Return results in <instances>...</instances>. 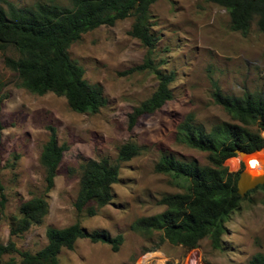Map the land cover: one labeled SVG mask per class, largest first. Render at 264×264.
I'll list each match as a JSON object with an SVG mask.
<instances>
[{
  "label": "rangeland",
  "instance_id": "obj_1",
  "mask_svg": "<svg viewBox=\"0 0 264 264\" xmlns=\"http://www.w3.org/2000/svg\"><path fill=\"white\" fill-rule=\"evenodd\" d=\"M8 1L18 9L35 4L69 7L67 0ZM149 13L151 32L157 38L150 59L162 73L174 72L176 79L170 87L172 99L138 119L131 130L129 114L157 86L155 76L148 71L126 74L142 65L147 56V49L128 36L132 18L88 32L68 50L71 60L83 69L84 81L101 89L103 105L95 114L74 113L63 97L54 94L36 96L25 91L17 75L4 64L5 58L16 59L17 54L11 50L0 53V182L6 198L4 209L0 208V244L8 243L9 219L18 215L21 203L42 197L47 213L41 224L13 238L21 251L42 249L48 228L62 229L75 222L79 167L88 160L114 163L120 146L130 141L142 151L120 164L111 204L96 216L80 220L86 231L121 235L119 250L114 253L107 245L81 239L72 251L61 250L59 264H162L165 260L173 264H248L253 256H264V194L256 188L225 223L220 250H214L205 239L197 249L187 252L168 242L160 243V234L144 238L130 230L139 218L164 211L158 204L162 196L183 191L166 176L154 173L161 157L207 165L206 154L176 141L178 125L188 115L206 131L232 123L212 100V86L225 96H264V33L255 22L245 35L232 32L227 12L205 0H157ZM49 128L54 130L58 145L66 149L54 184L46 189L39 155L49 138ZM260 135L264 140V131ZM241 164L236 155L224 166L236 173ZM157 246L156 252H147Z\"/></svg>",
  "mask_w": 264,
  "mask_h": 264
},
{
  "label": "trees",
  "instance_id": "obj_2",
  "mask_svg": "<svg viewBox=\"0 0 264 264\" xmlns=\"http://www.w3.org/2000/svg\"><path fill=\"white\" fill-rule=\"evenodd\" d=\"M69 7L56 4H35L18 9L8 0H0V53L8 50L16 59L5 58V66L14 72L21 87L36 96L54 94L63 97L69 109L77 114H95L103 105L99 86L90 87L83 79V69L71 60L69 48L81 37L99 27H113L117 22L133 19L128 36L138 40L147 49L142 65L126 74L148 71L155 76L157 86L148 99L135 107L128 116L131 130L138 119L151 115L172 99L171 85L174 72L162 73L150 59L157 43L152 35L150 7L157 0H67ZM225 10L230 19V30L247 34L253 22L264 33V0H205ZM211 93L215 105L221 107L232 119L204 130L193 123L188 115L177 127L176 141L190 149L206 154L207 165L178 162L161 157L154 173L169 178L182 189L181 193L164 195L158 204L164 211L156 216L142 217L133 222L130 230L144 238L160 234V243L168 242L190 252L207 239L214 250L222 248L226 233L225 223L244 198L237 193V180L244 169L231 173L224 163L236 157L235 150L247 154L261 151L264 140V96L245 93L241 97L225 96L216 85ZM3 98L0 96V143ZM50 135L39 155V165L44 171L46 189L54 184L65 146H59L55 132ZM141 148L133 142L121 145L114 163L106 159L88 160L79 167L78 191L73 204L75 222L65 228H48L46 245L36 253L19 250L13 238L20 237L31 227L39 226L47 213L42 197L21 203L18 215L9 219V241L0 244V264H59L62 249L72 251L78 240L101 243L117 252L123 237H110L104 231H86L82 218H92L109 206L113 200L112 187L119 181L121 163L139 156ZM14 163L8 167H13ZM235 168V167H233ZM264 194V184L258 186ZM6 204L4 188L0 182V208ZM154 247L147 252H156ZM166 264H173L167 262ZM203 264H210L204 262ZM248 264H264V256H253Z\"/></svg>",
  "mask_w": 264,
  "mask_h": 264
},
{
  "label": "water",
  "instance_id": "obj_3",
  "mask_svg": "<svg viewBox=\"0 0 264 264\" xmlns=\"http://www.w3.org/2000/svg\"><path fill=\"white\" fill-rule=\"evenodd\" d=\"M263 151L264 148L262 151L247 154L240 150H235V154L241 159V163L244 165L245 162L243 161V158ZM251 162L252 164L250 165ZM251 162H249L251 170L249 171L247 165H245L237 180V193L241 198H244L247 192L264 184V157L255 158Z\"/></svg>",
  "mask_w": 264,
  "mask_h": 264
},
{
  "label": "bare ground",
  "instance_id": "obj_4",
  "mask_svg": "<svg viewBox=\"0 0 264 264\" xmlns=\"http://www.w3.org/2000/svg\"><path fill=\"white\" fill-rule=\"evenodd\" d=\"M262 157H264V151L263 152H259V153H255V154L250 155L248 157H245V158H243V161L245 162V164H247V168L250 171L251 167H249V162L253 161L255 158H262ZM251 164H252V162L250 163V165Z\"/></svg>",
  "mask_w": 264,
  "mask_h": 264
},
{
  "label": "built area",
  "instance_id": "obj_5",
  "mask_svg": "<svg viewBox=\"0 0 264 264\" xmlns=\"http://www.w3.org/2000/svg\"><path fill=\"white\" fill-rule=\"evenodd\" d=\"M163 261H164V260H163ZM165 261H166V260H165ZM165 261H164V262H162V264H164V263H167V262H165Z\"/></svg>",
  "mask_w": 264,
  "mask_h": 264
},
{
  "label": "flooded vegetation",
  "instance_id": "obj_6",
  "mask_svg": "<svg viewBox=\"0 0 264 264\" xmlns=\"http://www.w3.org/2000/svg\"><path fill=\"white\" fill-rule=\"evenodd\" d=\"M257 188V187H256ZM253 190H255V189H253ZM252 191V190H251ZM250 192V191H249ZM248 193V192H247Z\"/></svg>",
  "mask_w": 264,
  "mask_h": 264
}]
</instances>
